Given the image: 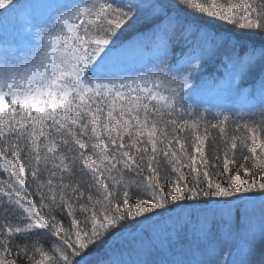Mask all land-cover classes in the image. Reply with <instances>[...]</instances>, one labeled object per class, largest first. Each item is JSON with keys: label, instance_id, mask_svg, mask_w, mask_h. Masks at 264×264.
Segmentation results:
<instances>
[{"label": "snow or ice", "instance_id": "obj_1", "mask_svg": "<svg viewBox=\"0 0 264 264\" xmlns=\"http://www.w3.org/2000/svg\"><path fill=\"white\" fill-rule=\"evenodd\" d=\"M11 4L12 0H0V8ZM180 6L190 11L193 19L170 13L158 0H140L135 5L117 0H50L43 7L52 15L47 20L39 16L30 20L36 29L34 42L24 35L15 46L4 41L0 55V174L9 179L3 182L6 187L0 186V202L5 212L14 215L15 223H0V264H18L21 250L10 255L11 240L38 231L56 241L51 252L34 247L41 257L34 264H90L86 250L105 235L123 229L130 218L139 222L137 218L151 216L167 217L165 223L194 221L195 231L205 242L217 224L228 238L243 232L249 238L248 254H252L257 229L240 221H248L256 213L261 244L255 264H264V107L259 121L252 113L253 118L237 124V129L245 132L243 138L227 135L228 124L236 116L217 113L222 119L211 127L219 130L225 142L222 174L228 179L215 181L208 171L207 128L201 135L199 119L189 123L182 118V114L200 117L191 105H185L182 95L191 87L196 65L186 69L187 60L171 66L164 62L168 43L177 34L194 37V51L201 56L225 49L234 70L230 76H245L259 67V103L264 106V43L248 45L241 55L242 41L231 34L236 28L246 35L264 34V0H175L174 7ZM141 14L157 21L154 35L166 37L160 64L147 76L117 77L114 65L122 48L112 47V43ZM213 21L222 23L209 28ZM186 130L193 133L191 155L179 137ZM238 148L250 155L236 166ZM64 149L73 155L69 157ZM22 153L33 162L29 171L33 180L39 179L42 164L46 168L52 162L54 170L46 181L48 196H42L40 207L26 184ZM178 153L187 156V164L177 159ZM160 157L172 165L175 179H163ZM77 160L89 186L97 190V198L89 195V204L79 205L90 228L80 227L73 218V231L65 229L51 213L65 207L71 216L73 206L67 193L77 199L83 196L79 184H64L63 175L53 187L56 170L71 173ZM184 169L194 178L184 175ZM125 171L136 172L140 178L127 179ZM37 187L42 188L41 184ZM133 187L138 196L134 201L129 193ZM121 189L122 198L116 200ZM145 236L152 239L147 233ZM235 247L240 255L241 245ZM223 255L222 249H213L196 264H251L243 259H220ZM170 264L191 262L174 259Z\"/></svg>", "mask_w": 264, "mask_h": 264}, {"label": "trees", "instance_id": "obj_2", "mask_svg": "<svg viewBox=\"0 0 264 264\" xmlns=\"http://www.w3.org/2000/svg\"><path fill=\"white\" fill-rule=\"evenodd\" d=\"M24 1L25 0H12V4L10 6H6V9L0 8V42L1 43H3L8 38L12 36L14 37L16 35V33H14L15 29L9 27H7L8 28L7 29L5 26L7 24H5L4 22L7 19L11 18L12 14L17 11L18 6H20L21 3H24ZM138 2H140V0H117V3H122L125 5L128 3H132L133 5H135ZM158 2L165 4L168 7L170 13L179 14L182 18L186 20L193 19V14L190 11L185 10L183 6H180V8L174 7L175 0H158ZM198 2H200V0H198ZM30 14H31L30 19L33 16H37L34 11L31 12ZM156 23H157L156 20H153L151 17H146L144 14H141L135 20L130 22L125 28H123L122 31H120V33L114 38L112 47L125 49L130 47L129 45H132L133 43H137L136 51L139 54L141 55L148 54L152 51H155L156 49V52L158 53L157 58L162 57L164 53L162 40L166 39V37H163L162 34H157V35L153 34L154 25ZM219 23L222 22H216V21L210 22L208 24V27L214 29L218 26ZM228 28L231 29L232 26H228ZM231 34L235 35L237 39H240L242 41V45L239 49L241 55H243V52L246 50L248 45L259 47L262 43H264V34L246 35L242 32V30L238 28L232 29ZM183 46H186L187 51L191 53V57H197L198 53L194 51L195 49L194 37H192L191 35L177 34V36H175L168 43L166 58L170 57L169 58L170 62L175 60L177 57H179L184 53V52H181L179 54L176 53L177 50L182 51ZM225 48H227V46H225ZM195 65L196 68L192 70V79L198 78L201 81H206L207 84L218 85V87H222L224 84H228V86H230L231 89H234L235 87L237 88L242 85L244 86L246 85L248 91L250 90L252 93H255L254 89H256L255 88L256 86H259L260 88L259 67L254 68L245 76L235 77L233 75L231 77L234 79L230 80L229 76L227 75L230 74V72H234V70L229 67V61L225 54V49H221L210 55L201 56L198 54V61L195 62ZM224 91L227 93L229 92L228 89H225ZM184 103L186 106L191 105L193 109L200 114V117L193 114H187V115L182 114V118L184 120H188L189 123H191L192 120L199 119L201 125L200 126L201 135L204 134L205 128H207L208 130V140L206 142L205 151L210 163V167L208 171L212 179L219 182L226 181L228 177L222 174L223 155L226 147L225 142L222 136L220 135L219 130L212 128L211 125L216 124L218 119H222V116H217V113L230 112L237 118L234 121L229 122L227 128V135L229 137L239 136L243 138L245 136V132L242 128L238 130L237 124L242 125L245 122V120L253 118L250 116V114L252 113H255L254 119L259 121L261 119L260 111L238 112L236 111V109L233 110V108H224L219 111L211 108H204L200 104H196L195 102H192L190 100H186L184 101ZM205 109H207V112L204 111ZM240 116H243L244 119H240L239 118ZM171 118L172 117H169V119ZM169 130L171 133L172 126H170ZM179 137L182 140V142L185 144L186 153L188 155L193 154V147H192L193 133L190 130H186L184 132L179 133ZM125 142L126 143L128 142L127 138ZM0 147H2V145H0ZM64 151L67 152V155L69 157L73 155V153L71 151H68L67 149H64ZM249 155L250 153L246 149L241 150L240 148H238L235 153L236 166H238V164L243 160L244 156H249ZM217 156L220 157L219 160L216 159ZM21 159L26 165V177H27L26 184L28 186L29 192L31 193L32 199L36 201L37 206L40 207L42 196L43 197L48 196L46 181L49 179L50 171L54 170L52 162H49L46 168L42 164L41 175L39 176V179L33 180L29 175V171L32 167L33 162L29 160L27 156L23 153ZM177 159H181L182 162L185 164L188 163L187 156L180 157L179 153L177 154ZM158 165H159V171L163 179L165 180L175 179L176 172L173 170L172 165L169 164L168 160H166L163 157H160L158 158ZM177 167H179V164H177ZM231 171L234 173L235 167H232ZM183 173L184 175L190 176V178H194V174H190L188 169H184ZM144 174H147L146 169ZM62 175L65 185L79 184L83 192V196L77 199V197L73 196L70 191L67 193L68 197L70 198V203L73 206V213L71 216L68 214L69 213L68 208L65 207H58L55 210H53L51 214L56 217L57 221H61L63 223L65 229H70L73 231L75 230L71 225V220L73 218L77 219L80 222V227L86 229L90 228V221L86 222L85 220L86 213L81 212L79 205L81 204L88 205L89 201L87 197L89 195H91L95 200L97 198V190L89 186L90 181L88 177L85 175V173L81 170L80 163L78 160L76 161V167L73 169L71 173H61L60 171L56 170V177L53 178L54 188L56 185L59 184ZM125 176L127 179H132V180L140 178L137 176L136 172H130V171H125ZM8 179L9 177L6 174H0V186L6 187L3 182ZM201 179H203V177H201ZM38 184H41L42 186L41 189H38L37 187ZM120 191H121V195L117 196L115 198L116 200H120L122 198L123 189H121ZM129 193H130V198L133 201L138 198L137 191L134 187L129 189ZM45 203H47V200H45ZM188 203H192V202H188ZM3 209H4L3 203L0 202V223H4L8 220H11L13 223H15L14 215L5 212ZM172 215L175 214L173 213ZM256 217L259 218V214H257ZM158 218L160 219L161 217L151 216L150 219L137 218L139 222H134L130 218L128 221L124 222V227L121 230L133 228L134 226L140 225L141 223H143V226H148L150 225V223H152L154 220H157ZM248 222L249 220L246 221V223H243L242 220L240 221L241 224H247L250 226L251 223ZM184 226L185 223L179 222L178 231H177L178 234L179 233L182 234L181 230H184V228L186 227ZM219 228H221L219 224L212 227L211 234L206 242L202 238H200V240H197L195 242L213 245L212 249H215L217 251L222 249L224 255L220 256L219 257L220 259H227L229 257L228 259L231 260L232 259L231 257H233L236 260L243 259L249 261L251 262V264H255V261H258V260H251L252 255L248 254V249H247L248 242L246 244H240L238 240V235L237 237H235L236 234H234L231 238H229L228 241L222 243V236H220V232L218 231ZM187 229L188 228L185 229L186 233H187ZM121 230L116 231L114 233L110 232L109 234L105 235L103 239L100 242H98L95 246H92L88 250H86L90 264H99L100 261L102 262L107 259L111 260L112 257H116V255L122 254L121 250H116L120 248V246H122L121 244H117V246L114 248H111L112 246L110 245V242H112L115 239L114 237L116 236V233L120 232ZM221 231L224 232L223 229ZM191 236H193L192 233H190L189 237ZM197 236L199 235L197 234ZM256 238L257 237L255 235V241H254L255 250L260 249V244H261L260 239H256ZM55 241H56L55 237H50L47 234L43 233L42 231H38L36 235H29V236L17 235L16 238L11 240L10 255H15L18 249H20L21 251H20V256L18 257V264H34L35 261H39L41 259L39 254L35 253L34 247H42L44 250L51 252L50 246ZM190 241L192 242V240ZM236 244L241 245L242 253L240 255H235ZM25 247L27 249L26 251L23 250L25 249ZM0 255H2V253H0ZM165 257L167 256L160 258L161 260L159 261L160 263L159 262L150 263L149 261L148 264H162V261L168 262V264H170L171 260H163ZM120 261L121 260H118V262ZM144 263H146V261H144ZM119 264H121V262Z\"/></svg>", "mask_w": 264, "mask_h": 264}, {"label": "rangeland", "instance_id": "obj_3", "mask_svg": "<svg viewBox=\"0 0 264 264\" xmlns=\"http://www.w3.org/2000/svg\"><path fill=\"white\" fill-rule=\"evenodd\" d=\"M49 2L50 0H25L24 3H21L17 11L12 14L11 18L4 22L7 24L5 25L6 28H14V33H16L14 37L12 36L5 41L15 46L21 36L24 35L34 42L36 29L30 23V13L34 11L41 19L47 20L52 13L43 7V5ZM129 46L128 48L122 49L121 54L116 59L114 72L117 77L131 78L140 76L141 74L147 76L149 73L157 71V66L160 64V61L157 58L158 53L156 49L148 54L141 55L136 51L137 43H133ZM3 47L4 42H0V55L3 54ZM181 52L184 53L175 60L170 62V57H168L164 62L171 66L180 61L187 60L184 67L189 68L190 65L198 61V58L187 59L191 57V53L187 51L186 46L182 47V51H176L177 54ZM227 76H229L230 80L234 79L230 74ZM190 85L191 87L185 89L182 93L185 97L184 101L190 100L196 104H200L204 108H211L219 111L224 108H233V110L236 109L238 112H257L260 111L261 107H264L259 103V86H256V89H254L255 93H252L250 90L248 91L246 85L231 89L228 84H224L223 86L225 87H218V85L207 84L206 81H201L198 78L192 79ZM225 89H228L229 92H225ZM194 93L198 94V98ZM257 214L258 213H256V215ZM256 215L250 217L248 223H251L250 226L257 229L255 235L257 237L256 239H259V218L256 217ZM160 219L154 220L148 226H143V223H141L133 228L124 229L116 233L115 239L110 242V245L112 246L111 248H114L117 244H121L122 246L116 250H121L122 254L112 257L111 260L107 259L102 262L100 261L99 264H119L120 262L121 264H148L149 261L150 263H157L161 261L160 258L164 256L167 257L163 260L172 261L174 259H180L191 262V264H196L198 260L203 259L206 254L213 250V245L195 242L200 240L201 237L197 236L198 233L195 231L194 221L186 223L184 220L174 219L165 223L167 217ZM179 222L185 223L186 226H184V230H181L183 235L177 233ZM242 222L246 223L244 220H242ZM219 226H221L218 231L220 232V236H222V243H225L229 238L221 231L223 229L222 225ZM186 228H188L187 233L185 231ZM145 233L152 239H147ZM190 233H192L193 236L189 237ZM237 235L240 244L249 242V238L245 237L243 232L236 234L235 237H237ZM189 239L192 240V242ZM235 255H237L236 249ZM251 255V260H259L260 249L255 250ZM118 260L121 261L118 262ZM144 261H146V263H144Z\"/></svg>", "mask_w": 264, "mask_h": 264}]
</instances>
